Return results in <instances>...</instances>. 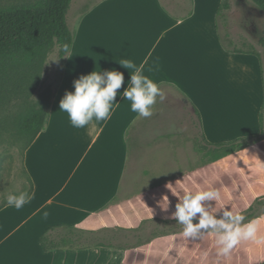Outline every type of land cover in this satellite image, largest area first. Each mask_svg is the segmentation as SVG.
<instances>
[{
  "label": "crops",
  "instance_id": "1",
  "mask_svg": "<svg viewBox=\"0 0 264 264\" xmlns=\"http://www.w3.org/2000/svg\"><path fill=\"white\" fill-rule=\"evenodd\" d=\"M221 4L222 0H102L85 14L69 54L68 77L49 111L48 128L25 151L24 167L34 186L32 199L19 210L8 205L0 210V264H60L61 260L104 264V256L110 253L119 257L118 264H175L178 259L181 264H204L200 254L207 250L205 239L215 246L213 252L218 251L216 236L210 232L200 240L183 233L160 236L124 251L60 248L45 252L41 236L52 225L97 230L166 219L189 191L190 179L196 177L194 188L205 187L198 178L227 162L239 180L228 187H213L220 198L214 206L205 205L210 212L222 216L226 208L246 209L254 193H264L263 67L257 54L231 51L235 49L221 39ZM99 10L103 16L116 14L117 25L110 41L101 43L98 71L123 72L121 93L131 70L117 60L130 59L158 83L166 99L154 106L151 118H143L118 94L107 122L93 121L77 129L59 105L67 91H74L68 86L83 50L82 28ZM147 129L165 131L155 143L153 135L143 133ZM259 133H263L261 141L208 162L204 153L199 160L189 148L191 139L218 143ZM254 221L257 239L241 241L224 256L223 264L264 261V215Z\"/></svg>",
  "mask_w": 264,
  "mask_h": 264
},
{
  "label": "rangeland",
  "instance_id": "2",
  "mask_svg": "<svg viewBox=\"0 0 264 264\" xmlns=\"http://www.w3.org/2000/svg\"><path fill=\"white\" fill-rule=\"evenodd\" d=\"M32 1L35 0H0V6L21 5ZM101 1H72L67 19L75 34L78 33L85 14ZM227 2L228 7L222 11L226 17L218 18L219 31L223 42L230 49L257 54L264 73V47L258 42L263 33L264 12L252 0H227ZM116 25V14L113 16L104 14L103 16L101 11L99 14L91 16L88 24L87 22L85 23L81 37L83 41L82 54L72 67V73L75 75L74 80L82 74H88L95 69H100L102 64L101 43L110 41L114 29L113 26ZM68 56L64 62H61L58 57V46L54 44L46 50L36 52L32 60L13 58L0 60V204L4 203L3 197L8 192H29L30 181L25 171L23 153L32 136V132H19L18 123L32 106L46 107L50 105L64 80L68 77L70 57ZM73 82L68 86V90H74ZM167 101L169 102V97ZM191 120H193L192 117ZM142 131L143 133L145 131L150 133V136L153 135L156 143L158 142L157 137L165 129H147ZM66 135L68 136L69 134L66 133ZM205 145L201 139H191L189 148L190 152L197 158L199 156V160L202 156L201 153H204L206 162H208L211 157L204 151ZM242 171L245 173L244 170ZM235 172L236 169L231 170L228 162L224 163L221 168L210 171L206 176L198 178L200 184L205 187L200 185L194 188L193 182H195L196 177L192 181L190 179L188 183L189 191L195 192L196 189L207 190L215 186L228 187L232 180L234 183L239 180L235 178ZM232 177L233 179H231ZM262 195L264 193H254V198L256 199ZM204 203L207 206H214L216 200L205 201ZM231 210L234 213H239L245 208L240 205ZM152 229L153 224H150L148 230L144 233L145 237L151 236ZM179 242H182V239H179ZM191 243L196 244L194 240ZM203 244L207 249L206 252L200 254V257L204 259V264H223L226 262L227 257L219 255L218 251H212L215 246L211 245V240L205 239ZM174 255L175 259L180 257L177 253ZM178 260H176V263L181 264ZM118 261L119 257L112 253L104 256V264H118ZM258 264H261V262Z\"/></svg>",
  "mask_w": 264,
  "mask_h": 264
},
{
  "label": "trees",
  "instance_id": "3",
  "mask_svg": "<svg viewBox=\"0 0 264 264\" xmlns=\"http://www.w3.org/2000/svg\"><path fill=\"white\" fill-rule=\"evenodd\" d=\"M72 1L35 0L21 5L0 6V60L4 58L32 60L36 52L46 50L57 44L59 60L64 62L67 57L64 56L66 54L63 51L64 45L70 46V51L67 53L69 55L76 40V34L71 29L67 19ZM252 1L264 12V0ZM227 7V0H222L218 17H226L222 11ZM259 43L264 47V27ZM231 51L239 52V50ZM53 100L46 107L32 106L18 123L19 132H32V136L24 149L23 161L25 151L37 135L48 128L49 111ZM260 124L262 126V113ZM262 139L263 133H259L218 143L206 142L204 151L211 159L217 160L251 146ZM25 171L30 181L29 193L32 194L33 181L26 169ZM5 206H7L6 202L0 204V210ZM239 213L244 215L247 221L262 217L264 215V195L256 198L248 208ZM221 217L217 216V218ZM193 222L197 223L198 218H195ZM150 224H153L151 236L145 237L144 233ZM181 227L177 225L175 219L161 218L146 219L138 227L130 228L115 226L91 230L77 226L52 225L41 236V246L45 252L60 248L72 250L108 248L124 251L148 244L160 236L182 233ZM261 264H264V261Z\"/></svg>",
  "mask_w": 264,
  "mask_h": 264
},
{
  "label": "clouds",
  "instance_id": "4",
  "mask_svg": "<svg viewBox=\"0 0 264 264\" xmlns=\"http://www.w3.org/2000/svg\"><path fill=\"white\" fill-rule=\"evenodd\" d=\"M63 51L66 53L64 56H68L70 46L65 44ZM117 61L124 68L131 70V78L123 92L118 93L125 81L124 73L112 68L104 71L95 69L88 74H82L73 82L74 91L64 94L59 107L60 111L67 114L72 127L83 129L93 121L107 122L111 118L118 94L130 102V110L133 113L143 118H151L154 106L158 101L163 102L166 99L164 90L145 75L142 68L137 67L130 59ZM219 198L220 193L215 188L185 191L175 205V212L166 219H175L177 225L182 226L183 236L189 239L200 240L205 233H213L216 236L218 254L227 256L241 241L257 239L258 224L254 220L247 221L244 215L227 208L222 217L217 218L204 202ZM3 199L8 206L19 210L31 201L32 194L28 191L8 192ZM197 214L198 222L194 223ZM47 216L48 213L45 212L44 218ZM60 264L65 262L61 260Z\"/></svg>",
  "mask_w": 264,
  "mask_h": 264
}]
</instances>
